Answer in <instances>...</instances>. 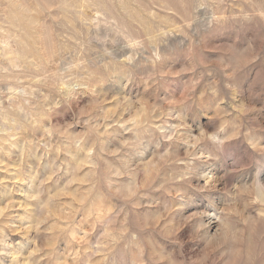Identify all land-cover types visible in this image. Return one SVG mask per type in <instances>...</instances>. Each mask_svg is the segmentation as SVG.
I'll return each mask as SVG.
<instances>
[{
    "label": "rangeland",
    "instance_id": "374dc122",
    "mask_svg": "<svg viewBox=\"0 0 264 264\" xmlns=\"http://www.w3.org/2000/svg\"><path fill=\"white\" fill-rule=\"evenodd\" d=\"M0 264H264V0H0Z\"/></svg>",
    "mask_w": 264,
    "mask_h": 264
}]
</instances>
